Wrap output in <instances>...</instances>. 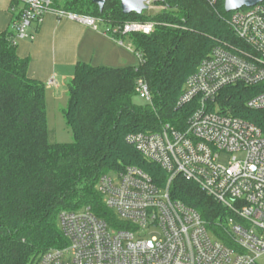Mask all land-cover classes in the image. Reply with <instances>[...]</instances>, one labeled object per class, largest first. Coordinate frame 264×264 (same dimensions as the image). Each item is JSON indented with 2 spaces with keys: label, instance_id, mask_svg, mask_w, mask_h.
Here are the masks:
<instances>
[{
  "label": "trees",
  "instance_id": "trees-1",
  "mask_svg": "<svg viewBox=\"0 0 264 264\" xmlns=\"http://www.w3.org/2000/svg\"><path fill=\"white\" fill-rule=\"evenodd\" d=\"M154 6L162 9L137 16L124 15L118 0H107L102 12L92 0H52L53 9L94 18L108 29L130 22L154 25L150 35L124 37L142 56L138 66H75L63 112L73 137L68 144L49 141L45 85L27 76L29 59L17 56L11 27L0 33V264H35L43 253L65 246L59 228L63 212L89 207L99 217L112 216L96 191L103 175L136 167L155 181L165 179L126 137L158 133L164 125L183 130L194 110V104L177 105L186 80L216 46L236 40L223 0H159ZM11 7L20 9L15 2ZM139 82L151 97L145 107L132 103ZM254 94L230 87L218 104L223 113L264 132V111L245 108ZM170 195L220 233L224 211L196 184L179 177Z\"/></svg>",
  "mask_w": 264,
  "mask_h": 264
},
{
  "label": "built area",
  "instance_id": "built-area-1",
  "mask_svg": "<svg viewBox=\"0 0 264 264\" xmlns=\"http://www.w3.org/2000/svg\"><path fill=\"white\" fill-rule=\"evenodd\" d=\"M10 1L20 6L10 26L15 44L32 39V26L49 13L93 31L101 23L53 9L52 0ZM157 1L150 0L148 10L160 11ZM228 27L236 41L216 46L183 86L178 107L194 104L185 128L164 125L158 133L126 137L165 179L155 181L136 167L103 175L96 191L112 216L99 217L89 207L61 213L66 245L43 253L35 264L264 263V132L223 113L218 104L224 90L242 86L255 93L246 110L264 111V0L230 13ZM153 31L151 23L130 22L104 33L142 62L124 37ZM135 93L151 102L145 83L139 82ZM179 177L223 209L220 233L211 232L196 211L171 198L170 187Z\"/></svg>",
  "mask_w": 264,
  "mask_h": 264
},
{
  "label": "crops",
  "instance_id": "crops-1",
  "mask_svg": "<svg viewBox=\"0 0 264 264\" xmlns=\"http://www.w3.org/2000/svg\"><path fill=\"white\" fill-rule=\"evenodd\" d=\"M16 13L12 11L10 0H0V33L9 29ZM106 29L103 25L101 30L93 31L77 22L58 20L51 13L44 16L40 25L32 26V39L17 44L16 54L21 59H29L27 76L45 85V98H67V85L78 63L110 68L136 67L120 59L124 46L105 35ZM52 79L55 84L49 85Z\"/></svg>",
  "mask_w": 264,
  "mask_h": 264
},
{
  "label": "rangeland",
  "instance_id": "rangeland-1",
  "mask_svg": "<svg viewBox=\"0 0 264 264\" xmlns=\"http://www.w3.org/2000/svg\"><path fill=\"white\" fill-rule=\"evenodd\" d=\"M62 0H58V3H61ZM17 12V11H15ZM153 9L144 11V15H154ZM51 14V13H49ZM48 15V14H46ZM45 15V16H46ZM54 15V14H53ZM55 16V15H54ZM56 17V16H55ZM66 20V19H61ZM98 29H102L103 24L97 22ZM25 40H19L17 42L18 45H21V42ZM27 42L29 40H26ZM126 44L128 43L127 39H125ZM125 48V49H124ZM124 48L120 50V59L127 63V65H139V61L136 55L132 51H128V49L124 46ZM93 64V63H92ZM132 103L137 107H145L149 104L147 100L142 98L140 95H135L132 98ZM47 104V129H48V139L51 143H59V144H68L72 143L73 137L71 131L67 128L64 118L63 112L67 106V98L66 96H59L56 98L46 97ZM113 174V173H112ZM264 264V263H263Z\"/></svg>",
  "mask_w": 264,
  "mask_h": 264
},
{
  "label": "water",
  "instance_id": "water-1",
  "mask_svg": "<svg viewBox=\"0 0 264 264\" xmlns=\"http://www.w3.org/2000/svg\"><path fill=\"white\" fill-rule=\"evenodd\" d=\"M107 0H92L100 12H102ZM120 10L124 15L135 14L140 16L144 11L149 9L148 2L150 0H118ZM263 0H223L224 12L230 14L242 8H251Z\"/></svg>",
  "mask_w": 264,
  "mask_h": 264
}]
</instances>
